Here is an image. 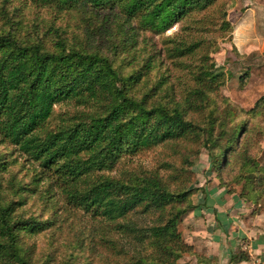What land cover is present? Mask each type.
Masks as SVG:
<instances>
[{"label":"trees","instance_id":"obj_1","mask_svg":"<svg viewBox=\"0 0 264 264\" xmlns=\"http://www.w3.org/2000/svg\"><path fill=\"white\" fill-rule=\"evenodd\" d=\"M222 4L0 0V264H57L50 252L37 258L32 239L44 235L51 246L56 225L68 220L74 231V220L83 218L95 225L90 242L120 264H178L194 255L178 225L194 209L188 168L200 147L219 187L233 170L232 180L244 184L240 200H264V175L251 157L258 148L253 112L222 117L223 77L208 79L216 68L206 15ZM30 7L53 15L45 30L39 18H25ZM226 18L223 8L219 31L229 27ZM63 19H73L74 28L54 26ZM175 24L179 30L165 36ZM103 37L113 52L97 44ZM164 63L177 73L174 80ZM59 105L69 110L56 112ZM256 106L264 115V99ZM159 145L176 162L111 175L126 156ZM23 164L27 182L14 170ZM34 196L44 200L39 214L25 210ZM70 242L58 264H82L84 236ZM248 259L240 251L231 261Z\"/></svg>","mask_w":264,"mask_h":264},{"label":"rangeland","instance_id":"obj_2","mask_svg":"<svg viewBox=\"0 0 264 264\" xmlns=\"http://www.w3.org/2000/svg\"><path fill=\"white\" fill-rule=\"evenodd\" d=\"M222 2L223 4L221 6L218 5V7H215L217 8L216 11H214L215 8L209 11L212 18L209 15H206V18L209 21L207 24L209 33L205 35V39L211 42L209 44L210 49L208 51V56L214 62L216 68L215 71L210 74L208 79H215L217 75L223 77L224 84L219 88V95L224 102L221 106L222 110L220 109L222 117L224 112H234L235 109V112H240L243 115L246 112H253V116L251 114L249 115L251 118L250 125L254 127L253 135H255V142L258 148L257 153L253 154L251 157L256 160L257 168L264 175V115L257 110L256 106V104L264 99V25L261 21L263 17L261 18L257 15L255 16V19H251V15H246L247 9L252 8L253 0H222ZM15 5L17 4L15 3ZM223 8H225L227 12L226 20L229 24V27L225 32H223V30L219 31L218 25L216 24V20L218 21L220 15V10ZM24 13L26 19L32 20V18L35 17L40 19L41 22L39 27L41 31L45 30V24H48L53 20V15L49 14L44 9L36 10L35 8L30 7L24 10ZM258 14L260 15V12ZM247 20H249V27L245 25ZM240 22H242L241 25ZM254 23L255 25H252ZM66 24L72 29L75 25L73 19H63L56 20L54 26L63 27ZM178 30L179 25L175 24L165 32V36L172 35ZM69 32H72V30H69ZM246 34L248 36H246ZM154 37L157 39L156 36ZM97 44H101L103 48L106 49V52H113V46L107 41L105 42V37H103ZM163 66L165 69V75L169 76L171 81L172 79L174 80V75L177 73L174 72L167 63H164ZM166 69H168V73H166ZM126 71H129V69H126ZM245 74L247 75L245 76ZM241 78H243V85L240 83ZM65 110H69L66 105L55 107L56 112H62ZM194 157L195 160L193 165L188 168V172L190 173L189 177H191V179L187 187L194 188L197 191L190 198L191 205L194 206V209L188 211L179 221L178 229L182 238L187 229V224L185 223L186 217L191 214L192 211L198 209L199 199L203 198L206 189L209 187V177L213 176L212 179L216 180L217 188L226 190L228 195H234L238 199V195L242 192L244 185L243 182L235 183L232 180L234 172L231 170L224 176L228 185L219 187L215 173L210 165L206 148L200 147L198 153ZM21 162L22 160L20 159L19 164ZM163 162H176V158L172 156L168 147L159 145L134 157L126 156V158H124L118 165L117 171H114L111 175H117L118 170L129 171L136 167H142L143 169L148 170L156 169L160 168ZM23 168L24 164L20 168L17 165V167H14V170H20L18 177H22L27 182L29 181V178L23 175L26 174V170L28 169L23 170ZM161 175H165V172H161ZM228 191L233 193L229 194ZM54 197L56 200L57 194H55ZM241 201L245 204L246 209L249 210V217H255L264 213V200L259 201L258 205H253L251 201H245L244 199ZM43 203V197H30L28 204L25 205V210L29 214H39L41 204ZM55 214L56 216H59L62 221L63 214L59 207H55ZM46 216L48 215H43L42 218H45ZM67 223H69L68 220L66 224L60 223L59 225H56V234L58 238L57 241L52 242L51 246H47L48 239L44 235L36 236L32 239L36 244L37 258L50 252L53 259H55V263L58 264L60 260L68 254L67 249L71 247L70 241L74 240L78 233H81L84 236V248L83 250H80L81 252L79 254L80 262L82 264H120L115 256L111 255L105 249L95 247V244L90 242L91 238L93 239L94 236L95 225H91V223L84 218L81 221L76 219L74 220L73 225L75 230L73 231ZM188 256L189 255H184V257ZM184 257L178 261V264H186L183 263L185 262L183 260ZM123 263L124 261L121 262V264Z\"/></svg>","mask_w":264,"mask_h":264},{"label":"crops","instance_id":"obj_3","mask_svg":"<svg viewBox=\"0 0 264 264\" xmlns=\"http://www.w3.org/2000/svg\"><path fill=\"white\" fill-rule=\"evenodd\" d=\"M252 4L246 15H251V19L257 15L263 17L264 25V0H253ZM249 20L245 23L247 27ZM212 178L209 177L206 196L199 199L198 209L186 217L187 229L183 239L193 248L194 255L184 257L183 263L264 264V213L249 217L245 204L236 196L228 195L226 190L217 188V182ZM240 251L245 252L249 259L232 262V256Z\"/></svg>","mask_w":264,"mask_h":264}]
</instances>
